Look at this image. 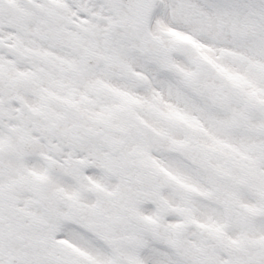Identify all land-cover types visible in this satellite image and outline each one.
<instances>
[{
    "label": "snow or ice",
    "instance_id": "6c2138e0",
    "mask_svg": "<svg viewBox=\"0 0 264 264\" xmlns=\"http://www.w3.org/2000/svg\"><path fill=\"white\" fill-rule=\"evenodd\" d=\"M0 264H264V0H0Z\"/></svg>",
    "mask_w": 264,
    "mask_h": 264
}]
</instances>
